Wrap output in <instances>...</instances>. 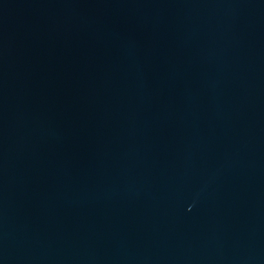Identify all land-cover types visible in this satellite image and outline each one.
I'll use <instances>...</instances> for the list:
<instances>
[{"label": "water", "instance_id": "obj_1", "mask_svg": "<svg viewBox=\"0 0 264 264\" xmlns=\"http://www.w3.org/2000/svg\"><path fill=\"white\" fill-rule=\"evenodd\" d=\"M0 264H264V0H0Z\"/></svg>", "mask_w": 264, "mask_h": 264}]
</instances>
